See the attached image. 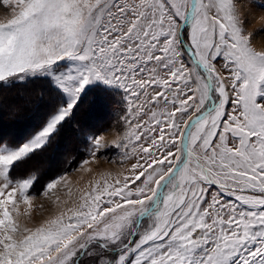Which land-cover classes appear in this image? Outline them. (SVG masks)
Returning <instances> with one entry per match:
<instances>
[{"label": "snow or ice", "instance_id": "1", "mask_svg": "<svg viewBox=\"0 0 264 264\" xmlns=\"http://www.w3.org/2000/svg\"><path fill=\"white\" fill-rule=\"evenodd\" d=\"M0 4L11 9L0 21V88L40 81L49 109L27 139L0 134V264H264V50L247 31L264 4ZM89 94L126 109L111 145L135 162L78 206L22 227L33 179L17 171ZM85 139L93 159L106 147L104 135Z\"/></svg>", "mask_w": 264, "mask_h": 264}, {"label": "rangeland", "instance_id": "2", "mask_svg": "<svg viewBox=\"0 0 264 264\" xmlns=\"http://www.w3.org/2000/svg\"><path fill=\"white\" fill-rule=\"evenodd\" d=\"M259 4H264V0H255V5H259ZM254 11L256 18L253 19V22L247 28V31L255 34L252 40L253 47L257 51H261L264 50V33L258 30L264 28V20H260L258 19V17L264 16V8L254 7ZM10 15H11V9L8 8V6L0 4V21L10 18ZM219 63L222 62L218 61V64ZM224 74L227 75L226 72ZM15 92L17 93L16 94L11 93L9 95L10 97L13 98L12 102H10L11 100L6 102L2 101L4 106L7 107V109L5 108L3 109V112H0V118H1L0 121L4 122V124L5 121L10 122L9 119L10 120L12 119L9 118L12 117L11 111H14L17 108L22 107L21 105H25L26 103H28L27 101H23V100L17 101L15 100L16 98H14L15 95H20V94L25 95L26 92L24 90H16ZM27 94L30 93L27 92ZM23 108L26 109V105L23 106ZM125 111H126L125 108L117 107L115 105V107L111 110V113H109V117L107 116V119H105V123H107L108 126L102 128L101 131L95 133L98 135L105 136L104 143L106 145L105 148L101 149L97 153L95 159H93V157L90 155V150L88 147L86 149L84 158H82V160L79 162L78 165H75L73 168L63 171L61 174L55 175V177L51 178L46 183L41 185L43 186L41 189H40L41 187L40 184L43 183V180L39 181L40 183L37 184V188L34 190L33 185L34 183H36L37 174L36 175L31 174L33 179V184L31 188L28 190V195L32 199V206L30 209V215H23L25 209L27 208V205H24L22 201L20 202L19 211L22 213V215L19 217V220L22 227L26 226L34 229L36 227H39L46 220L53 218L56 215H59L61 211H65L70 207L78 206L82 194L85 191H90L96 181H100L102 187L105 179H110V177H115L117 174L121 172H126V170L131 166V164L135 162L134 157L131 156L130 158L124 157V152L126 151L125 149L116 148L111 145V142L113 140H116L118 135L122 134L123 131L122 117L124 116ZM27 114H28V110H27ZM70 117L67 118V120H69ZM3 118L5 119V121ZM91 121H93L92 125H95L99 122L94 120ZM77 125H74V127L76 129H79ZM11 127L12 128H7V127L1 128L0 134L5 132L6 133L5 135H11L9 131H12L13 134L11 136L13 137L16 132H14V126ZM80 130H77V133ZM85 160L89 161V163L84 164L83 162ZM33 163H35V161ZM56 167L57 166L54 164L49 168V171L51 172L52 170H57ZM49 171H46V169L42 171V176L45 175L46 172L49 173ZM28 175L23 177H27ZM58 178H66V180H62V182L52 192H49L47 193V195H45L46 185L50 182L55 181ZM17 199L20 200V197L17 196Z\"/></svg>", "mask_w": 264, "mask_h": 264}, {"label": "trees", "instance_id": "3", "mask_svg": "<svg viewBox=\"0 0 264 264\" xmlns=\"http://www.w3.org/2000/svg\"><path fill=\"white\" fill-rule=\"evenodd\" d=\"M44 88L45 85L40 81L23 84L17 83L12 87L0 88V112H3L4 108L7 109L2 101L6 102L11 100L10 102H12L13 98L9 95L11 93L16 94L18 92H15L16 90H24L26 94H20L21 96L15 95V100L28 102L25 104L26 109L23 108L25 105H21L22 107L11 111L12 117L9 118L12 119H9L10 122L7 121L10 123L9 125L5 119L4 121L6 125L4 122L0 121V129L4 127L11 128V126H14V132H18L17 134L19 136L12 137L11 135H5V133L3 136L15 142H20L30 137L31 134L42 125L49 111L47 107V96L45 95L44 100L41 101L39 95ZM27 92L30 94H27ZM114 107L115 104L111 99H105L96 94L84 96L78 109L74 110V114L63 124L60 131L54 136L51 142L44 149L40 150L39 153L27 164L31 162L33 163L34 161L35 163L31 164L27 170L22 167L21 170L19 169L17 171L16 175L18 177H23L28 174H37L36 183L33 185V189L35 190L37 184L40 183V180H43V183L40 184L41 186L51 178L55 177V175L61 174L63 171L78 165L82 158H84L86 149L88 148L85 138L108 126V124L105 123V119H107V116L109 117V113H111V110ZM28 118L32 119L31 123H27L26 119ZM91 120L99 122L92 125L93 121ZM74 125H77L79 129H76ZM77 130H80L78 132L80 134L77 133ZM54 164L57 166V170H52L50 172L49 168ZM45 169L46 171H49L50 174L46 172V174L42 176V171ZM42 187L43 186H41L40 189Z\"/></svg>", "mask_w": 264, "mask_h": 264}, {"label": "bare ground", "instance_id": "4", "mask_svg": "<svg viewBox=\"0 0 264 264\" xmlns=\"http://www.w3.org/2000/svg\"><path fill=\"white\" fill-rule=\"evenodd\" d=\"M259 42H261V41H259ZM259 46V45H258ZM257 47V46H256ZM41 102V101H40ZM40 104V103H39ZM36 111V110H35ZM1 119V118H0ZM4 119V118H3ZM35 119V118H34ZM26 121H27V123H31L32 122V119H30V118H28V119H26ZM8 123V122H7ZM12 123V122H11ZM8 124H10V123H8ZM33 124V123H32ZM11 126V125H10ZM12 128V127H11ZM20 130V129H19ZM5 132H3L2 133V135L4 134ZM9 133H11V135L13 134V132L12 131H9ZM18 133V132H17ZM17 133H15L14 134V136H19ZM6 134V133H5ZM32 164V162L31 163H29V164H27V167L29 168V166ZM26 167V165L23 167L24 169H26L27 168ZM27 168V169H28ZM22 169V168H21ZM96 171V170H95ZM23 173H24V171H23Z\"/></svg>", "mask_w": 264, "mask_h": 264}]
</instances>
